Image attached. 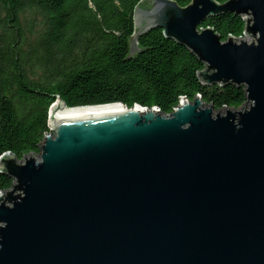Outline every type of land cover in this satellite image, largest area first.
Returning <instances> with one entry per match:
<instances>
[{
    "label": "water",
    "instance_id": "1",
    "mask_svg": "<svg viewBox=\"0 0 264 264\" xmlns=\"http://www.w3.org/2000/svg\"><path fill=\"white\" fill-rule=\"evenodd\" d=\"M246 19L221 41L209 17ZM129 56L154 28L243 86L215 112L199 95L168 114L110 103L48 109L39 154L0 156V264H264V0H140ZM251 39V42H246Z\"/></svg>",
    "mask_w": 264,
    "mask_h": 264
},
{
    "label": "trees",
    "instance_id": "2",
    "mask_svg": "<svg viewBox=\"0 0 264 264\" xmlns=\"http://www.w3.org/2000/svg\"><path fill=\"white\" fill-rule=\"evenodd\" d=\"M139 1L0 0V156L9 152L20 161L39 154L57 97L66 107L121 103L162 114L197 95L214 110L245 103L243 86L202 83L203 63L159 28L141 35L138 52L129 56ZM245 25L242 16L222 14L199 27L212 28L224 42L243 37ZM13 183L0 168V192Z\"/></svg>",
    "mask_w": 264,
    "mask_h": 264
},
{
    "label": "rangeland",
    "instance_id": "3",
    "mask_svg": "<svg viewBox=\"0 0 264 264\" xmlns=\"http://www.w3.org/2000/svg\"><path fill=\"white\" fill-rule=\"evenodd\" d=\"M244 37V36H243ZM239 40V39H237ZM246 42H251V39H248ZM220 110V109H219ZM218 111V110H215V112Z\"/></svg>",
    "mask_w": 264,
    "mask_h": 264
}]
</instances>
